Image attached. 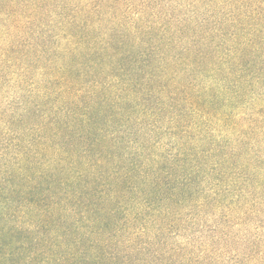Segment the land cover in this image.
I'll use <instances>...</instances> for the list:
<instances>
[{
    "label": "trees",
    "instance_id": "obj_1",
    "mask_svg": "<svg viewBox=\"0 0 264 264\" xmlns=\"http://www.w3.org/2000/svg\"><path fill=\"white\" fill-rule=\"evenodd\" d=\"M258 146L264 0H0V264H116L108 233L215 187L245 209Z\"/></svg>",
    "mask_w": 264,
    "mask_h": 264
},
{
    "label": "rangeland",
    "instance_id": "obj_2",
    "mask_svg": "<svg viewBox=\"0 0 264 264\" xmlns=\"http://www.w3.org/2000/svg\"><path fill=\"white\" fill-rule=\"evenodd\" d=\"M258 148L264 160V150ZM245 173V178L237 180L246 192H251L243 199L247 208L237 212L223 209L216 202L220 199L215 196V187L210 191L214 200L205 208L179 216L159 228L155 240L150 236H119L110 232L109 243L103 247L120 252L116 264H122V259L130 264H264V193L256 199L258 191L264 192V186L257 189L260 181L249 171ZM247 176L251 181L244 180Z\"/></svg>",
    "mask_w": 264,
    "mask_h": 264
}]
</instances>
